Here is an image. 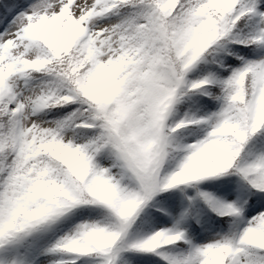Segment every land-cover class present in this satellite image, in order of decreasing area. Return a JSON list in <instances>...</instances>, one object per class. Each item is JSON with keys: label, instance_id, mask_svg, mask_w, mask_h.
<instances>
[{"label": "snow or ice", "instance_id": "snow-or-ice-1", "mask_svg": "<svg viewBox=\"0 0 264 264\" xmlns=\"http://www.w3.org/2000/svg\"><path fill=\"white\" fill-rule=\"evenodd\" d=\"M0 264H264V0H0Z\"/></svg>", "mask_w": 264, "mask_h": 264}]
</instances>
